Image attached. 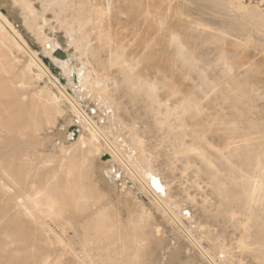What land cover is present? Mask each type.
<instances>
[{
	"label": "rangeland",
	"instance_id": "374dc122",
	"mask_svg": "<svg viewBox=\"0 0 264 264\" xmlns=\"http://www.w3.org/2000/svg\"><path fill=\"white\" fill-rule=\"evenodd\" d=\"M149 1L160 6L152 20L149 15V20L139 18L138 21L135 19L136 16L132 17L126 8L121 7L113 0L109 2L103 0H0V13L13 24L30 50L47 67L50 74L58 80L67 94L99 127L109 129L111 126L105 119L106 114L97 107L99 98L108 95L118 104L120 109L126 113L129 124L134 125L135 130H140L143 133L141 137L145 139V142L142 145L151 153V157L154 160H161L162 163L158 165V168L161 169L162 174L169 175L167 183L162 181L163 190L167 186H173L172 196L175 201H179V207H183L181 200L187 195L196 200L197 206L204 204L207 206L205 210L208 213L207 216L213 210L219 209V202L210 190L212 185H210L211 188L209 185L207 186L208 181L211 180L210 184L213 183V178L209 176L214 177L216 172L227 175L229 164L236 165L237 161L244 159L250 151V158L255 163L253 168L242 170L232 177L233 180L239 182H247L248 179L250 181V221L244 211L236 210L232 213V221H224L223 217H220L215 223L216 221L206 215L203 216L195 207L182 211L177 219L187 231L197 226L211 228L213 236L210 240L212 242L220 241L224 242L228 249L232 247L228 261L230 264H257L254 258L244 254L241 248L250 243V238L245 237L241 227L250 224V230H253L250 232L255 236L257 221L259 223L264 221L261 219V217L264 219V215H260L258 220L256 218L252 220L255 214H261V207L264 208V25H262L264 23V0H218L217 7H214V0H205L206 3L204 0ZM207 1L213 2V7ZM221 1L227 5L226 8ZM202 3L203 5L205 3L204 7ZM200 4L202 7L199 6ZM197 6L199 7L197 8ZM249 11L251 16L253 13L257 14H255L256 17L254 15L251 17L255 22L253 19H249L250 17L248 18ZM241 12L242 15H240ZM259 16L263 18V22ZM244 18L247 25L242 23V21L245 22ZM239 19L241 20L239 21ZM225 20L229 21L228 24L226 23L228 26L232 21L233 28L227 27L228 30ZM233 20L236 24L233 23ZM221 21H224V25L220 24ZM260 21L261 25L257 23ZM216 22L225 28L222 27L223 30L219 29L218 31L219 27ZM233 24L235 27L240 24L236 28L237 31L232 30L235 29ZM255 25L257 26L255 27ZM215 27L217 28L215 29ZM187 33L190 34L189 37ZM183 35L187 36L186 39L191 37L192 41L187 40V42L186 39L184 41L189 43V46L184 45L181 38ZM217 38H219L218 41ZM179 39L183 44L179 42ZM181 47L189 49L186 57L191 67L183 61L180 64L176 63L178 61L176 58L174 59L173 55L176 57ZM56 48H61L66 53L67 60H62L64 63L62 66L56 65L58 59L53 55ZM170 53H173L171 54L172 58L168 55ZM10 57L11 62L14 58L17 61L13 60L12 62L15 64L13 70L15 73H19L30 62V57L27 54L18 53L16 50H13ZM169 57L172 61H169ZM120 59L123 64L118 66ZM162 59H168V61H161ZM47 60H50L59 71L50 68ZM156 62H158L156 68H152L151 66ZM196 65L198 66L196 67ZM127 70L129 72H126ZM33 72L36 73L35 70ZM126 73H131V76L136 78V83L147 86L146 90L149 94L162 102L163 105L160 104V106L157 102L154 106L152 105L154 107L152 108L157 110L156 112L144 100L130 98L132 87L126 85L125 78L128 77H125ZM7 79L8 75L0 74V80ZM161 80L168 84L167 89L162 88ZM205 82L209 84V87L208 84L203 85L204 88L201 86ZM47 83L48 80L44 77L28 86L25 90L26 101L29 102L32 94L43 89ZM184 83L187 85L188 92L191 88V91L195 93L194 95L190 93L192 99L187 93ZM169 85L171 89L173 88L172 91ZM194 87L198 89H194ZM184 88L186 93L181 91ZM200 88L204 89H202L204 93ZM237 88L239 94H236L238 93ZM222 89L226 93H223ZM234 91L235 93L231 95V92ZM53 92L58 94L54 88ZM199 92L202 93L199 95L200 98ZM219 92H221L220 95ZM186 94L188 95L185 98ZM229 94L233 98H231L233 106L235 107L237 104L239 109L232 106ZM240 94L245 96L246 101L242 100L243 97ZM233 95L236 100L239 99L241 104L245 101L244 104L241 106V104L235 103L238 101ZM179 96L184 97L185 100L189 99L190 104V100H192V106L199 105L197 110L200 114L194 115L197 110L193 112L192 106H189L188 102L187 104L183 102V98L182 101ZM227 96L228 103L222 99ZM229 102L235 115L236 113L241 114L242 110L246 108L245 113H242L243 115L240 117L233 115ZM245 103H248L250 108ZM203 104L207 106L204 107ZM155 105L157 106L155 107ZM200 105L204 109L203 112L200 110L202 109ZM60 106L63 112L57 117L55 124L43 125L33 142L2 140L0 142V157L18 149L28 151L26 153L29 156L33 154L36 156L39 154L53 155L55 157L53 162L47 164L44 170L58 168L61 162L59 148L64 145L69 149L78 137L75 139L72 137V129L77 127L78 133L85 130L84 120L71 109L68 102L64 101ZM183 106H186L185 110L182 108ZM161 107L164 110L160 111ZM208 107L212 110L206 109ZM204 112L207 114L204 115ZM208 112L213 116H210ZM111 129L107 130L108 136ZM152 129L156 131L154 130L155 132L149 135L151 136V145L148 148L146 146L147 135ZM200 135H202V139H200ZM84 136L89 138L87 131L84 132ZM69 138L72 139L68 140ZM187 146L193 147L191 149L195 152V154L191 153L193 158L190 157L191 154L189 155L192 160L187 158L184 151L181 150ZM69 154L76 156L78 151L69 150ZM181 157L184 159H180ZM194 158L195 160H193ZM196 158L204 162L201 163ZM104 163L105 165L101 168L100 156L94 157L93 172L95 173L91 181L94 185L93 180H95L97 190L106 195L107 200L103 205L111 203L114 207L113 211L117 209L116 211L120 213V218L124 222L129 221L140 210L139 206L142 203L153 212L155 226L160 230L161 236L156 237L160 238L159 240H153L152 246L149 245L146 264H212L208 259L202 258L197 246H189L185 242L183 232L175 230L164 214L158 211L159 209L155 206L151 196L147 195L124 174L115 182L113 179L111 180L108 176L111 165L108 160ZM209 163L214 168L213 170L210 167L207 169ZM203 165V169L206 168L204 172L201 170ZM187 166H190L196 173L190 171L189 167V174L187 169L185 170ZM256 184L259 187L254 188ZM190 185L195 186L189 188ZM176 186H180L185 191L183 193L178 191ZM163 190L157 194L160 198ZM254 195H258L259 200H256L258 197L255 198ZM118 196H123L124 199H127L126 202H120ZM208 208L211 209H209L210 212L207 211ZM252 212L255 214L253 215ZM47 223L51 230L57 231L53 222L47 220ZM201 246L217 263L222 259L225 262L224 251H217L205 242L201 243ZM17 247L14 244L11 249ZM18 248H22V246Z\"/></svg>",
	"mask_w": 264,
	"mask_h": 264
},
{
	"label": "bare ground",
	"instance_id": "6f19581e",
	"mask_svg": "<svg viewBox=\"0 0 264 264\" xmlns=\"http://www.w3.org/2000/svg\"><path fill=\"white\" fill-rule=\"evenodd\" d=\"M103 1L109 2L110 0ZM113 1L121 7L126 8L128 10V13H130L132 17L136 16L135 19H137L138 21L139 18L149 20V15L152 20L155 16V13L160 9V6H158L157 4H153L149 0ZM214 1L215 7L216 3L219 1ZM205 3L204 5L202 3L203 7L205 6ZM222 3L226 8L227 5L224 3V1ZM212 4L213 2L210 3V5ZM25 5L26 2L24 3V6ZM199 6H201V4ZM199 6H197V8ZM242 12L240 15H242ZM255 14L253 13L251 16L249 11V16L248 14L246 15L248 16V18L250 17L249 19H253L251 17H253V15L255 16ZM240 17L242 18V16ZM259 17L261 20L262 17ZM240 20L241 19H239V21ZM226 21L227 20H225V24H228L229 21ZM223 22L221 21L220 24L222 23L221 25H224ZM262 22L260 21L257 23H260L261 25ZM233 23L236 24L235 20H233ZM242 23L246 24V21H242ZM211 24L212 23L210 22V25ZM229 24L230 25H227L226 28H230V26L232 27V21ZM221 25L219 26L218 24V31L219 29L223 30L222 27L224 26ZM238 25L236 26L238 27ZM262 25H264V23H262ZM256 26L257 25H255V27ZM217 27H215V29ZM237 27L232 30L237 31ZM232 30L230 31L232 32ZM183 36L181 38L184 42L187 36ZM189 36L190 34L188 35V37ZM219 37L221 36L219 35ZM215 39L213 40L215 41ZM218 39L219 38H217V41ZM179 40V42L183 44L182 40ZM187 40L192 41L191 37L190 39L187 38L186 41ZM186 44L188 45L189 43L184 42L185 46ZM187 47H181L176 57L173 55L174 59L176 58V61H178L176 63L180 64V62L183 61L184 63L188 64L186 54L188 55L187 52L189 51V49H187ZM58 49L61 48H56L55 51ZM13 50L18 51V53L27 54L30 57L29 64H25L26 66L20 72L16 69L19 73H15L13 71L15 64L12 62L16 58H12V62L10 60V56H12ZM185 50L186 53H184ZM0 51V74L8 75L7 80H0V142L2 140H5L6 142H17L18 140H27L30 141V143L33 142L35 136L42 129L43 125L55 124L57 117L63 112L60 104L64 101L69 103L71 109L76 111L82 117L85 123V130L82 133H78L76 141L71 144L69 149H67L64 145L59 148L61 153V162L59 164V167L56 169L47 171L44 170V167L47 164L53 162V159L55 158L53 157V155L39 154L38 156H36L33 154L32 156H29L26 153L28 151L18 149L12 151L11 153L8 152L9 154L0 157V228L2 229L0 231V264H146L145 261L148 254L147 249L149 245L153 243V240L157 241L160 239H157L156 237L161 236L160 230L155 226V217L153 215V212L146 208L142 203L139 206L140 210L136 212L135 215H133L131 219H129V221L124 222L120 218V213L116 211L117 209L113 211L114 207L111 203L108 202L109 204L103 205L107 200L106 195L100 193V191L97 190L95 180H93L94 185H92L91 183L92 176H94L95 173L93 172L94 157L97 156H100L101 158V168L105 165L104 161L108 160V162L110 163L111 167L110 171H108V176L111 178V180L113 179V181L115 182V180H117L122 176V174H124L133 182H135L138 187L147 195L151 196L153 198V201L155 202V206L159 209L158 211H161L164 214L165 218L175 228V230L183 232L185 242L189 246H197L200 249V253L203 259H208L212 264H230L228 261L230 260L229 255L232 252V247L228 249L227 245L224 242H212L210 240L213 236L211 228L197 226L190 229V231H187L182 227L181 223L177 219L182 211L195 207L199 213H202L203 216H207L208 213L205 212L207 206L205 204L203 206H197L196 200L191 199L190 197L185 195L181 200V202L183 203V207L181 208L178 206L179 201H175L173 199V186H167L166 189L163 190L162 183H167L166 180L167 178H169V175L162 174L161 169L158 168V165L162 163L160 162L161 160H154L153 157H151V153L148 152L147 149H145V147L142 145V143L145 142V139L141 137L143 133H141L140 130H135L134 125L129 124V122L127 121L126 113L120 109L118 104L113 99H111L107 95L106 97L99 98V101L97 103L98 109L106 114L105 119L111 124L109 129L113 128L109 132L108 136L106 133L109 129L106 127L104 129L99 127L93 121V119L75 103L74 99L67 94L66 90L60 85L58 80L50 74L47 67L39 60V58H37L36 54H34L30 50L27 43L25 42L21 34L15 29L13 24L9 22L8 19L1 13ZM63 52L65 53L64 50ZM171 54L173 53H170L168 55L172 58ZM171 58L169 59V61H172ZM57 59L58 60H56V65L62 66L64 64L63 61L67 60V56L64 59ZM161 61L167 62L168 59H162ZM118 62V66H121L123 64L121 59ZM158 62L153 63L151 67L156 68ZM184 63L182 64L184 65ZM197 66L198 65H196V67ZM60 68L63 69L62 67ZM34 70L36 71V73L33 72ZM126 72L129 71L127 70ZM44 77L47 78L48 83L40 91H36L33 94L31 93L32 96L29 102H27L28 100L26 101L25 98L26 88L33 85L34 81H37L39 79L42 80V78ZM125 77H127L125 78V81L127 82L126 85L132 87L130 93L131 99L133 98L141 101L144 100L151 108L156 102L157 104L159 103L158 106L162 104V102L156 99L155 96L149 94V92L146 90L147 86L143 85L142 83H136V78L132 77L131 73H126ZM160 83L163 89H167V83H163L162 80ZM207 84L205 82V84H201V86L203 87V85ZM195 86L198 87L197 85ZM207 86L209 87V84ZM184 87L186 88L187 85ZM196 87H194V89ZM53 88L58 92V94L53 92ZM185 88L181 91L184 92ZM203 88L200 89L202 90ZM172 90L173 88L171 89V91ZM186 90L190 98L192 99L191 95H194L195 93L191 91V88L189 92L187 88ZM203 90L201 91L202 93H204ZM224 90L222 89L223 93L225 92ZM236 90H238V88ZM171 91L170 93H172ZM178 91L179 90L177 88V92ZM201 92H199V94L197 93L198 96L202 95ZM190 93L193 94L190 95ZM220 93L221 92H219V95ZM234 93L235 91L231 92V95ZM239 93L240 92L238 90V93L236 94ZM188 94L184 95L185 98ZM241 96L243 97V95ZM241 96L240 98H242ZM28 97L29 95L27 96V98ZM233 97L235 98L234 95ZM244 97L242 100H245ZM179 98L181 97L179 96ZM182 98L184 101L182 100ZM182 98L181 100L187 104L189 99L185 100L184 97ZM231 98L232 96L229 97L230 101ZM222 99L226 103H228L229 101H227L228 96L222 97ZM217 100L219 99L217 98ZM190 101L192 104V100ZM236 101L238 102L235 103L241 104L239 102V99H237ZM183 102H181L182 105ZM244 102L241 104V106L244 104ZM188 104L189 106H192L189 102ZM233 105L234 104L232 103V106ZM246 105L247 107H249L248 103ZM156 106L157 105H155V107ZM194 106L196 105L194 104ZM194 106H192L193 112L194 110H197L199 105L196 106V109H194ZM206 106L207 105H204V107ZM232 106L230 109H232L233 111L234 106ZM200 107L202 109H199L201 111H204L202 105H200ZM235 107L236 109H239V105L236 104ZM161 108L162 109L160 111L164 110L163 107ZM182 108L185 110L186 106H183ZM209 108L210 107L206 109ZM245 109L242 110L241 108L243 114L245 113ZM154 111L156 112L157 110ZM197 111L194 115L200 114L199 110ZM234 112L235 111L231 113L235 115ZM242 113H236V115L240 117L241 115H243ZM206 114L207 112L204 115ZM208 114L210 116H213L210 112H208ZM154 130L155 129H152L150 130V132H148L146 140V146L148 148L151 145V136L149 135L153 134V132L156 131ZM86 131L89 134V138H86L84 136V132ZM227 131H229V129ZM201 136L202 135H200L199 137ZM71 139L72 138H69L68 140ZM200 139H202V137ZM189 148L191 149L193 147L187 146L181 149L182 151H184L187 158L191 153L195 154V152H193V150H190ZM69 150H77L78 154L76 156H71L69 154ZM197 155L196 157H198ZM103 156H105V158L102 159ZM31 157L35 158L30 159ZM190 157H192V154ZM148 158L149 160H147ZM182 158L183 157H181L180 159ZM192 158H190V160H192ZM193 160H195V158ZM196 160L199 161L201 159L196 158ZM203 162L204 161H202L201 163ZM209 165L207 169L210 167V169L213 170L214 168L210 163ZM229 165L230 168L228 169L229 172L227 173V175L219 174L215 171L216 173L214 177L211 175L209 176L210 178H213V183L210 184V180L208 181L207 186L212 185V188L210 186V190L213 193L212 195H214L219 202L220 208L215 211L213 210L212 212H210L211 209L208 208L207 211L210 209L208 211L210 213L207 217L216 221L215 223H217L220 217H223L224 221H232V213L236 210H242L245 212L247 219L250 221V181L248 179L247 182H239L233 180L232 178L235 174L241 172L242 170H250V167L253 168L255 163L254 160L250 158V151H248L244 159L239 160V162L237 161L236 165ZM189 167L190 166L185 167V170L187 169V171L189 172V170L191 169L190 171L196 173L192 170L191 167L189 169ZM203 167L204 165L201 166V170H203L204 172V170L206 171V168L203 169ZM212 173L213 172H211V174ZM194 186L195 185H190L189 188H193ZM254 186V188H256V186L258 185L256 184ZM176 189L178 191H181L182 193L185 191V189L181 188L180 186H176ZM162 190L163 199L162 196L160 198L157 195ZM259 190L260 189H258V191ZM126 196L128 197V195ZM254 196L255 198L258 197V195ZM260 197L262 198V195H260ZM118 199L122 203H124V201L126 202L127 200L124 199L123 196H118ZM253 200H259V197L256 198V200ZM135 201L138 200L135 199ZM138 202L141 203V201ZM261 208V214H255L252 212L253 215L255 214L254 219L252 220H255V218L257 219L260 215H264V208ZM261 219L264 220L263 217H261ZM47 220H50L55 224L57 231L54 232L49 228ZM257 224V232L256 229L254 230V233L256 232L255 236L250 232L252 230H250V224L248 226H244L243 228L241 227L245 237H247L248 239L250 238V243H247L245 247L241 248L243 249L244 254L254 258L257 264H264V221L262 223H259V221H257ZM203 242L207 243L208 246L210 245L217 251H224L226 256L225 262H223L222 259L219 263H217L210 255H208V253L201 246V243ZM14 244L18 247L22 246V248L17 247L15 249H11V246ZM230 249L231 251H229Z\"/></svg>",
	"mask_w": 264,
	"mask_h": 264
},
{
	"label": "water",
	"instance_id": "95a60500",
	"mask_svg": "<svg viewBox=\"0 0 264 264\" xmlns=\"http://www.w3.org/2000/svg\"><path fill=\"white\" fill-rule=\"evenodd\" d=\"M53 55L57 58H60V59H64L66 57V54L61 49L56 50ZM47 62L49 64L50 68L59 71L58 68H56V66L50 60H47ZM78 131H79V129L77 127H74L72 129L71 133H72L74 139L77 137ZM103 157L105 158V156H103Z\"/></svg>",
	"mask_w": 264,
	"mask_h": 264
}]
</instances>
